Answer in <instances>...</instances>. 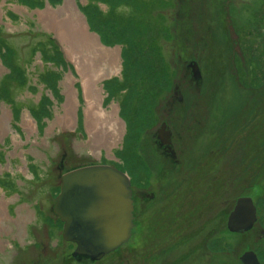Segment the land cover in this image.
<instances>
[{"label": "rangeland", "instance_id": "374dc122", "mask_svg": "<svg viewBox=\"0 0 264 264\" xmlns=\"http://www.w3.org/2000/svg\"><path fill=\"white\" fill-rule=\"evenodd\" d=\"M92 57L99 62L96 71L80 72L77 63ZM67 80L75 96L70 113L64 111ZM89 81L100 90L103 112L115 109L121 134L111 150L90 142L82 89ZM172 98L181 99L178 132L190 138L181 159L206 164L193 176H206L204 187L218 201L203 218L208 231L200 224L183 228L188 247L168 253L166 263L240 264L245 252H253L263 264L264 0H0V118L6 111L9 119L6 130L0 122V264L73 259L74 246L62 240V224L52 212L60 176L100 163L139 174L143 184L146 166L156 165L152 135ZM188 119H198L203 130L187 134ZM249 157L262 163V175H246L236 185ZM240 196L250 198L257 213L243 235L227 229ZM195 202L190 197L183 203V226L196 220L187 216ZM139 215L136 210L127 244L137 251L146 239ZM144 215L159 226L151 210ZM191 243L194 255L180 260Z\"/></svg>", "mask_w": 264, "mask_h": 264}, {"label": "flooded vegetation", "instance_id": "af4514ba", "mask_svg": "<svg viewBox=\"0 0 264 264\" xmlns=\"http://www.w3.org/2000/svg\"><path fill=\"white\" fill-rule=\"evenodd\" d=\"M180 100L181 99L179 98H172V100L167 105L168 111L164 113L165 117L161 121L160 129L152 135L154 147L153 153L156 159V165L152 167L151 161V166L148 167L147 163L145 162V165H147V171H145L143 174V184L138 180L139 174L130 176L123 172L119 167L112 166L125 174L130 181L131 201L133 207V228L131 230V235L128 243L132 238V233L134 230V222L136 219L135 211L138 210L140 212L139 217L142 218V229L143 232H145L144 235L146 236V239L142 244L144 248H142L141 251H137L135 250V248L127 247V243L109 256L105 257L106 259L104 258L103 260L93 264H104L107 261L109 263L111 262L112 264H177L178 259L174 260L172 258L169 263H166V259L168 260L172 257H167L168 253L174 256L175 254L179 253V250L182 249L184 245L186 248L188 241H185V237L182 236L183 228L185 230H191L193 227H196V225L199 226L200 224L204 226L202 230L208 231L209 223L204 224L203 218L208 214V210H212V204L214 202L217 203L218 198L214 197V194L207 190L208 187H204L205 181L203 180H205L206 176H201L199 178L193 176V174L198 173L199 169H202L204 165L206 167V164L199 165L198 163L199 166H194L193 161L190 162L189 165H187L186 162L184 163V161L181 159V156L187 152L188 142L190 138H188L187 136L183 137V133L180 134L178 132L180 124L183 123L181 117L179 118L178 116H176L177 113L175 114V111L178 109L177 106L179 102H181ZM185 125V131L187 134H189L191 131H194L195 128L199 129L202 127L203 130L204 127L201 122H198V119H188L186 120ZM160 130L163 141L167 142L166 145H163L159 140L158 132ZM64 162L65 161L63 160V162H61V167L59 166L60 171H63L62 169H64L65 167ZM191 164L192 166L189 168ZM98 165L101 164L99 163ZM241 169V171L239 170V178H237V176L235 177L237 178L236 185H243L244 179L245 181L247 179V177H245L246 175H250L252 177L254 173L256 177H254L255 180L258 178V176L262 175V163L257 164L256 161L255 163H253L251 161V157L247 158V160L243 162V166H241ZM248 169L250 170L247 171ZM183 171L185 172L184 178ZM224 174L227 177L229 175L226 171L224 172ZM151 178L154 182L153 185H150ZM183 184L186 185L185 188L183 187L182 189ZM230 185L232 184L228 183V186ZM133 188H135V190H133ZM224 195H227L228 201L229 197L233 196L228 190ZM190 197H192V199H194V201L196 202L195 205L191 206L192 208L190 211H188L187 216H195L196 220L194 222H191L190 225L183 226L184 215L182 213V205H184L183 203L187 202L188 198ZM242 198L247 197L240 196L236 199V201ZM189 204H191V202ZM150 210L151 212L155 213V220L159 226L154 225L153 218H148L146 215H144L146 211L149 212ZM141 211L144 212V214L141 213ZM173 221H175L177 224H172ZM172 229H174V232H172ZM157 232H159L158 235L155 234ZM261 233L262 235L260 236V238L262 241V239L264 238V231ZM193 248H195V246L191 243V247H189L188 252H186L187 254H182L183 257L181 255L179 259L182 260L184 257L193 256ZM143 250H145V255L141 254ZM128 257H130V259H133V262H131ZM67 260H70L69 255L67 259H61L60 264H69L66 263ZM72 260H74L73 263L78 261L77 259H71L70 261ZM262 263L264 264V260L262 261ZM258 264L261 263L258 262Z\"/></svg>", "mask_w": 264, "mask_h": 264}, {"label": "water", "instance_id": "95a60500", "mask_svg": "<svg viewBox=\"0 0 264 264\" xmlns=\"http://www.w3.org/2000/svg\"><path fill=\"white\" fill-rule=\"evenodd\" d=\"M190 68L200 79L197 66L191 63ZM158 133L166 145L161 130ZM132 212L129 178L113 167L80 168L60 178L53 213L62 223V239L75 245V259L98 262L127 244L133 228ZM256 215L250 198L239 199L227 219V229L234 234L247 233L257 222ZM240 261L258 264L253 252L243 254Z\"/></svg>", "mask_w": 264, "mask_h": 264}, {"label": "bare ground", "instance_id": "6f19581e", "mask_svg": "<svg viewBox=\"0 0 264 264\" xmlns=\"http://www.w3.org/2000/svg\"><path fill=\"white\" fill-rule=\"evenodd\" d=\"M67 2L71 3V0H66ZM64 10V9H62ZM104 53H106L107 51H103ZM118 50L115 51V53L117 54ZM109 60V57L107 58ZM90 60H92L90 62ZM90 60H88V62L86 61L85 63H77V65L80 66V72H84V71H89L90 69L95 70L98 68V63L96 61V59L94 57H92ZM109 64L113 63L112 61L108 62ZM90 68H89V67ZM68 80L65 81L63 83L64 87H65V92L64 94L68 97V99L66 100V104L64 106V111L66 113H70V109L73 106V102H74V92L72 91V89L68 86L69 84H67ZM70 83V82H68ZM83 95L85 97L86 100V108L84 110V116H85V120H86V127L88 129V132L90 133V142L92 144H98L101 145L100 149H109L111 150L117 143L119 140V135L121 134V128L120 125H118V122L115 120V109H113V112H109L108 114H105L103 112V110L101 109L100 105H101V97H100V90L96 89V87L94 88V83L93 81H89V82H83ZM72 97V99L70 98ZM71 99V104H69V100ZM69 101V102H68ZM4 115L2 116L5 120L2 122L1 118H0V122L2 123L3 127L5 128V130L7 129V125H8V113L6 111L3 112ZM107 113V112H106ZM113 113V114H112ZM72 120H62L60 121L61 125H67L71 122ZM23 122H25L27 125L29 122L28 118H24ZM7 124V125H6ZM0 125V126H2ZM29 126V125H28ZM103 127L106 128V130L103 129ZM115 128L114 130H110L111 128ZM117 131V132H116ZM98 136V137H97ZM105 143V145H104Z\"/></svg>", "mask_w": 264, "mask_h": 264}]
</instances>
